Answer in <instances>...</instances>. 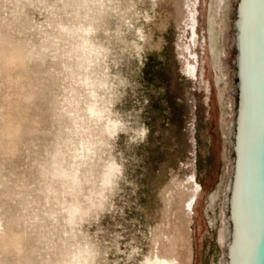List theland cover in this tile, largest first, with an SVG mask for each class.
Segmentation results:
<instances>
[{"label": "rangeland", "instance_id": "374dc122", "mask_svg": "<svg viewBox=\"0 0 264 264\" xmlns=\"http://www.w3.org/2000/svg\"><path fill=\"white\" fill-rule=\"evenodd\" d=\"M181 1L109 0L98 21L97 39L109 49L104 70L123 85L117 107L149 129L137 145L120 137L117 151L126 160L128 182L122 183L111 211L84 225L100 243L102 264H140L148 252L181 255L184 264H219L222 257L220 224L210 222L208 202L229 176L226 122L235 114V97L224 81L220 87L228 104L223 110L204 42L206 0H195V38ZM11 3L15 15L0 11V264H45L58 250L61 229L44 215L38 166L61 129L54 102L62 80L57 63L21 60L23 41L36 36L29 31L32 20L40 16L30 0ZM201 75L209 82L208 92L199 86ZM191 179L201 190L187 237L184 215L174 226L164 212L170 198L175 205L184 194L194 198ZM27 205L33 222L23 220ZM217 206L220 218L222 202ZM164 226L170 233L163 237ZM188 242L192 257L185 261ZM133 248L137 251L130 257ZM182 259L174 264H183Z\"/></svg>", "mask_w": 264, "mask_h": 264}, {"label": "clouds", "instance_id": "9594fccd", "mask_svg": "<svg viewBox=\"0 0 264 264\" xmlns=\"http://www.w3.org/2000/svg\"><path fill=\"white\" fill-rule=\"evenodd\" d=\"M40 16L33 18L34 38L23 41L21 60L60 67L62 80L55 98L61 129L39 164V194L45 217L61 229L54 258L45 264H102V248L84 225L112 210L126 183V160L117 151L120 137L137 145L149 129L117 105L123 85L104 70L109 49L100 42L99 18L109 0H30ZM11 0H0V11L15 15ZM59 41V43H58ZM4 178L0 177V189ZM23 207V220L33 222ZM133 248L129 256L136 253ZM140 264H174L157 252L145 253Z\"/></svg>", "mask_w": 264, "mask_h": 264}, {"label": "water", "instance_id": "95a60500", "mask_svg": "<svg viewBox=\"0 0 264 264\" xmlns=\"http://www.w3.org/2000/svg\"><path fill=\"white\" fill-rule=\"evenodd\" d=\"M231 52L235 204L226 264H264V0H239Z\"/></svg>", "mask_w": 264, "mask_h": 264}, {"label": "bare ground", "instance_id": "6f19581e", "mask_svg": "<svg viewBox=\"0 0 264 264\" xmlns=\"http://www.w3.org/2000/svg\"><path fill=\"white\" fill-rule=\"evenodd\" d=\"M181 2H182L181 3L182 7H185L190 13V18H191L190 28L192 30V37L195 38L194 30H195V24L197 18L195 0H182ZM205 3L207 5V22L205 27L206 38H204V42L207 44V50L209 51L211 65L214 70V80L216 86L218 87L221 106L223 110H226L228 102L224 99V95L220 85L225 81L224 82L225 87L227 88L228 92L232 94L234 90L233 80H232V74L234 73V69L232 67L231 61L232 59H234V57H231V52L233 50V45L235 40L234 39V27L236 22L235 13L237 11L236 9L239 6V0H206ZM228 52L230 55H228ZM225 74H229V78L226 77ZM199 86L202 87L205 90V92L206 91L208 92L210 85L209 82L204 79L203 75H201L200 77ZM224 113L225 111L222 112V115ZM232 119L233 116L231 115L226 122L227 130L229 132H232ZM224 159H226L225 152H224ZM231 168H232L231 166L228 167L229 176L227 182H225L223 185L221 183L220 186H218L213 193L211 192L212 194L210 195V200L208 202L209 203L208 206L212 211V217H210L209 219L210 222L212 224H215L216 226L220 224L218 228V242L221 247L220 249H221L222 257L220 258L219 264H226L225 255L230 251L229 245H230L231 237L233 236V226H232V220L228 206L229 197H230L231 205L235 204V185L230 182ZM189 181H190V185L195 187L194 198L190 200V198L184 194L183 197H181L182 199L181 203L177 205H175L173 203V200H171L170 198L168 199V203L170 204L169 209H166L164 212V219L165 220L171 219L172 220L171 224L174 226H177V224L179 223L180 214L182 213L184 215L183 219L186 220L187 225H185V227H183L182 230L185 233V236L187 237L189 236V231H190L189 225L191 224L192 221L191 214H192L193 205L196 204L197 196L201 190L200 186L197 184L195 179H191ZM220 192H222V196L220 195ZM218 202H222V206L220 209V218H218L219 215V209L217 206ZM175 221L177 222L175 223ZM169 231L170 230L167 229L166 226H164L161 229L162 236L164 237L167 233H170ZM188 244H189L187 246L188 251L187 252L185 251V253H187V257H183L185 258V261L187 258L191 260L192 257L190 242H188ZM164 256L168 257L174 262L176 261V259H182L181 255H179L178 258L170 257L168 254L167 255L164 254ZM184 263L185 262L183 261V264ZM212 264H216V262Z\"/></svg>", "mask_w": 264, "mask_h": 264}]
</instances>
